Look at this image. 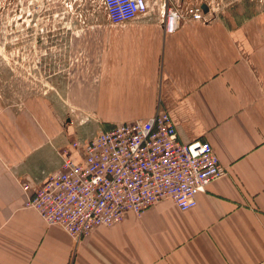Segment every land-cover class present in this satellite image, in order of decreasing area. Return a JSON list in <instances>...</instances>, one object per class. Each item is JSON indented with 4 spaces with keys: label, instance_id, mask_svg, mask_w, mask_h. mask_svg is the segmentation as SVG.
Listing matches in <instances>:
<instances>
[{
    "label": "crops",
    "instance_id": "obj_1",
    "mask_svg": "<svg viewBox=\"0 0 264 264\" xmlns=\"http://www.w3.org/2000/svg\"><path fill=\"white\" fill-rule=\"evenodd\" d=\"M192 4L206 22L173 34L154 14L124 28L100 16L73 40L61 94L0 99V264H264V4L219 14L207 0L180 1ZM158 107L181 142L210 143L227 171L196 208L163 200L77 245L25 207L23 187L34 194L61 172L65 149L81 161L73 143Z\"/></svg>",
    "mask_w": 264,
    "mask_h": 264
},
{
    "label": "built area",
    "instance_id": "obj_2",
    "mask_svg": "<svg viewBox=\"0 0 264 264\" xmlns=\"http://www.w3.org/2000/svg\"><path fill=\"white\" fill-rule=\"evenodd\" d=\"M180 1L102 0L101 5L116 28L149 14L163 19L166 34L177 32L187 21L206 22L201 4L182 8ZM72 147L77 154L84 152L81 161L65 149L61 172L34 194L29 186L23 190L28 195L25 207L47 225L63 228L77 245L95 228L113 227L128 212L140 216L163 200L190 211L212 182L227 175L211 144L181 142L161 107L152 118L122 122Z\"/></svg>",
    "mask_w": 264,
    "mask_h": 264
},
{
    "label": "rangeland",
    "instance_id": "obj_3",
    "mask_svg": "<svg viewBox=\"0 0 264 264\" xmlns=\"http://www.w3.org/2000/svg\"><path fill=\"white\" fill-rule=\"evenodd\" d=\"M101 1L0 0V99L20 103L61 94L77 61L73 40L89 22L106 15ZM207 1L219 14L243 1L264 4Z\"/></svg>",
    "mask_w": 264,
    "mask_h": 264
}]
</instances>
